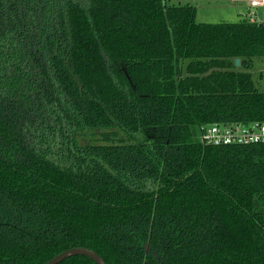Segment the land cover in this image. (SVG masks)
<instances>
[{
	"label": "trees",
	"instance_id": "1",
	"mask_svg": "<svg viewBox=\"0 0 264 264\" xmlns=\"http://www.w3.org/2000/svg\"><path fill=\"white\" fill-rule=\"evenodd\" d=\"M256 58L190 3L0 0V264H264V144L198 139L264 121Z\"/></svg>",
	"mask_w": 264,
	"mask_h": 264
},
{
	"label": "built area",
	"instance_id": "2",
	"mask_svg": "<svg viewBox=\"0 0 264 264\" xmlns=\"http://www.w3.org/2000/svg\"><path fill=\"white\" fill-rule=\"evenodd\" d=\"M249 11L246 20L264 24L258 15L264 10V0H247ZM199 142L204 146H251L264 144V121L250 123H213L198 128Z\"/></svg>",
	"mask_w": 264,
	"mask_h": 264
},
{
	"label": "rangeland",
	"instance_id": "3",
	"mask_svg": "<svg viewBox=\"0 0 264 264\" xmlns=\"http://www.w3.org/2000/svg\"><path fill=\"white\" fill-rule=\"evenodd\" d=\"M176 5L190 3L197 9V21L201 23H236L243 20V17L235 16L232 8L242 7L244 3H234L231 0H169ZM258 15L264 17V10H259ZM239 70H244L241 66H236ZM258 87L264 90V58L253 60L251 69ZM181 75H186L185 65L181 64ZM263 75V78L261 76Z\"/></svg>",
	"mask_w": 264,
	"mask_h": 264
},
{
	"label": "water",
	"instance_id": "4",
	"mask_svg": "<svg viewBox=\"0 0 264 264\" xmlns=\"http://www.w3.org/2000/svg\"><path fill=\"white\" fill-rule=\"evenodd\" d=\"M264 25V24H261ZM236 66H240V59L236 60ZM74 256H85L93 260L96 264H107L104 259L98 255L96 252L87 249V248H73L67 251H64L63 253L57 255L52 260L47 262L46 264H60L64 260L74 257Z\"/></svg>",
	"mask_w": 264,
	"mask_h": 264
},
{
	"label": "crops",
	"instance_id": "5",
	"mask_svg": "<svg viewBox=\"0 0 264 264\" xmlns=\"http://www.w3.org/2000/svg\"><path fill=\"white\" fill-rule=\"evenodd\" d=\"M231 2L244 3V6L242 7H238V8L236 7V9L235 8H232V9H233V12H235V16L243 17V20H246V15L249 11L247 0H231Z\"/></svg>",
	"mask_w": 264,
	"mask_h": 264
}]
</instances>
